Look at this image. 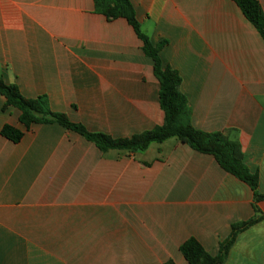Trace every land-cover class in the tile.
<instances>
[{"label": "crops", "instance_id": "crops-1", "mask_svg": "<svg viewBox=\"0 0 264 264\" xmlns=\"http://www.w3.org/2000/svg\"><path fill=\"white\" fill-rule=\"evenodd\" d=\"M264 12V0H257ZM181 76L192 123L230 131L264 194V38L234 0H131ZM125 18L94 0H0V79L93 132L130 137L164 120L153 60ZM0 94V264H190L195 237L223 264H264V199L176 137L102 151L58 123L26 127ZM23 131L18 142L1 130ZM157 143V145H155Z\"/></svg>", "mask_w": 264, "mask_h": 264}, {"label": "trees", "instance_id": "trees-1", "mask_svg": "<svg viewBox=\"0 0 264 264\" xmlns=\"http://www.w3.org/2000/svg\"><path fill=\"white\" fill-rule=\"evenodd\" d=\"M247 19L259 30L264 38V12L257 0H234ZM95 12L105 15L108 20L125 18L142 40L144 53L153 60V71L160 83L159 102L164 112V120L154 128L134 134L130 137L115 138L103 132L88 130L82 123L73 122L63 112L51 108L47 95L35 98L25 97L16 84L6 83L0 79V94L6 97L4 109L14 106L20 110V121L28 128L34 123H58L64 128L77 132L92 141L102 151L121 149L131 153L145 151L152 142H162L176 137L193 149L211 154L226 171L247 182L254 191V209L259 211L257 202L264 199L259 193V178L252 173L244 161L240 141L230 135V131H204L197 129L192 123V108L187 96L181 92V76L165 66L160 52L167 44L162 40L154 44L141 30L136 11L131 0H94ZM1 133L18 142L23 131L6 124ZM259 219L255 216L250 220L232 225L230 235L220 242L219 252L212 255L195 237L185 240L180 250L190 264H223L237 233ZM166 264H174L168 261Z\"/></svg>", "mask_w": 264, "mask_h": 264}, {"label": "rangeland", "instance_id": "rangeland-1", "mask_svg": "<svg viewBox=\"0 0 264 264\" xmlns=\"http://www.w3.org/2000/svg\"><path fill=\"white\" fill-rule=\"evenodd\" d=\"M155 145H157V143H155Z\"/></svg>", "mask_w": 264, "mask_h": 264}]
</instances>
